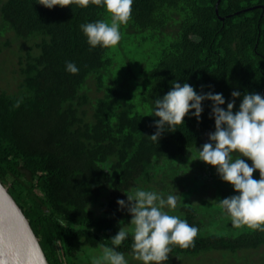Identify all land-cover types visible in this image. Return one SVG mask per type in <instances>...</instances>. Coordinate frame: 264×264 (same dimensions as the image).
I'll return each mask as SVG.
<instances>
[{"label": "trees", "instance_id": "16d2710c", "mask_svg": "<svg viewBox=\"0 0 264 264\" xmlns=\"http://www.w3.org/2000/svg\"><path fill=\"white\" fill-rule=\"evenodd\" d=\"M40 2L0 0V39L13 36L0 54L18 44L19 81L16 92L0 91V180L50 264H83L81 254L113 247L131 221L117 200L137 188L178 195L176 215L199 229L189 247L170 246L171 260L264 264V230L223 227L231 218L218 200L236 193L215 168L190 159L215 130L210 102L200 122L186 116L158 144L145 137L156 131L154 101L173 81L226 100L234 90L264 95V0H134L109 48L90 47L81 30L111 22L95 0L54 9ZM132 243L130 234L117 250L134 257Z\"/></svg>", "mask_w": 264, "mask_h": 264}, {"label": "clouds", "instance_id": "9594fccd", "mask_svg": "<svg viewBox=\"0 0 264 264\" xmlns=\"http://www.w3.org/2000/svg\"><path fill=\"white\" fill-rule=\"evenodd\" d=\"M71 3L83 7L89 0H41L39 4L54 9L69 7ZM95 3L110 14L111 22L97 20L82 24L87 43L92 48L115 46L121 40L120 26L131 18L134 0H95ZM66 70L76 74L79 68L67 62ZM238 99L239 108L234 111ZM205 102H210L209 118L214 120L215 130L209 133L208 142L195 147L194 155L190 152V159L215 168L219 178L232 186L236 194L218 201L233 226L264 230V95L234 90L231 99L226 100L223 93L198 92L188 82L173 81L170 90L155 99L150 117L156 131L145 137L158 144L166 131L175 132L176 126L184 125L186 116L200 122ZM256 171L259 179L253 177ZM126 196L127 200L119 199L117 204L120 210H127L130 223L120 225L110 239L113 247H102L91 264H129L125 253L117 247L130 234L134 258L143 264H166L170 246L192 245L199 229L170 214L178 207V195L169 193L165 197L156 190L137 188L134 194Z\"/></svg>", "mask_w": 264, "mask_h": 264}, {"label": "water", "instance_id": "95a60500", "mask_svg": "<svg viewBox=\"0 0 264 264\" xmlns=\"http://www.w3.org/2000/svg\"><path fill=\"white\" fill-rule=\"evenodd\" d=\"M0 264H50L30 220L1 180Z\"/></svg>", "mask_w": 264, "mask_h": 264}, {"label": "rangeland", "instance_id": "374dc122", "mask_svg": "<svg viewBox=\"0 0 264 264\" xmlns=\"http://www.w3.org/2000/svg\"><path fill=\"white\" fill-rule=\"evenodd\" d=\"M12 38H13L12 35H7L5 38H1L0 42L2 43V42H5L7 39H12ZM14 50H16V52L18 51V44L16 43L13 45V48L6 49L5 52L0 54V80H7L8 78L7 82L0 81V91H2L3 89L9 90L10 93L17 91L19 81L17 80L15 76L14 78L12 74V71L14 70V66H16L18 63V56L17 54L15 55L13 53ZM205 191L207 193L206 192L202 193V196H203V199L205 198L206 200H208L210 199L208 198L209 190H205ZM160 192L163 193L166 197L168 193H170L171 191L169 192V190H167L168 193H164L160 190ZM209 196L212 197V194L211 195L209 194ZM177 210H178L177 208L175 210H172L170 214L176 215L178 213ZM222 226L225 227L227 230L235 229V226H233L231 222L227 224L223 223ZM101 250L102 248L90 249L87 255L81 254L78 259L79 261L83 262V264H91L93 256L98 255ZM126 258L128 259L129 264H143V262L136 260L134 257L126 256ZM181 259L179 261V260H171L170 258H168V261L166 262V264H207L204 257H199L193 260H190V259L181 260Z\"/></svg>", "mask_w": 264, "mask_h": 264}]
</instances>
